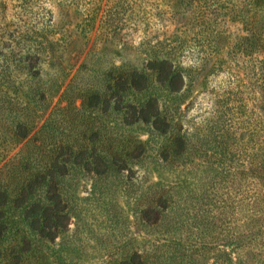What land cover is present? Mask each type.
Masks as SVG:
<instances>
[{
  "label": "rangeland",
  "instance_id": "rangeland-1",
  "mask_svg": "<svg viewBox=\"0 0 264 264\" xmlns=\"http://www.w3.org/2000/svg\"><path fill=\"white\" fill-rule=\"evenodd\" d=\"M149 97L165 134L122 122ZM56 156L50 240L13 199ZM3 194L0 264H264V0H0Z\"/></svg>",
  "mask_w": 264,
  "mask_h": 264
},
{
  "label": "trees",
  "instance_id": "trees-1",
  "mask_svg": "<svg viewBox=\"0 0 264 264\" xmlns=\"http://www.w3.org/2000/svg\"><path fill=\"white\" fill-rule=\"evenodd\" d=\"M161 69H159V82L163 84L170 92H175L179 89L178 82L181 83V74L176 72L171 66V62L167 59L160 61ZM156 70V69H155ZM131 80H134L135 74L130 75ZM129 77H126L125 83H127ZM134 82V81H133ZM118 90H124L123 87H117ZM117 110L121 113L122 122L125 124H133L138 121L150 123L155 130L162 132L163 134L168 132L169 123L166 121V116L162 115L158 105L157 99L149 97L144 104H126L122 107H117ZM26 126L19 124L16 126V133L20 139L27 136L28 132L25 131ZM61 148V147H60ZM57 157L50 158L54 160L53 163L49 161L43 172L39 169L38 172H31L27 177L23 179L20 188L17 190L19 194L13 199L16 207L26 206L24 208V219L28 221L29 228L36 232L43 238L53 240L61 229L66 226L68 215L65 211L66 203L63 201L62 196L58 190L55 178L62 173L55 170V160ZM104 158L98 157L96 160L97 167H94V172L105 173L107 170V163L103 161ZM94 161H86L84 167L90 169ZM61 168V167H60ZM43 181L44 186V202H30L29 199L34 192L33 185L35 181ZM8 194L9 191L5 190ZM5 192V193H6ZM7 202L6 196L3 194L0 196V206H5ZM1 226V223H0ZM2 237L0 231V239ZM3 264H10L8 261ZM141 264V263H138Z\"/></svg>",
  "mask_w": 264,
  "mask_h": 264
}]
</instances>
